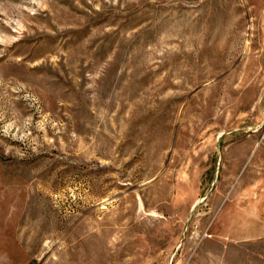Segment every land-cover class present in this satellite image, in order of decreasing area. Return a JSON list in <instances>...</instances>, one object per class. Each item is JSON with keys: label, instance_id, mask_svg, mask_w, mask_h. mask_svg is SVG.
I'll list each match as a JSON object with an SVG mask.
<instances>
[{"label": "rangeland", "instance_id": "obj_1", "mask_svg": "<svg viewBox=\"0 0 264 264\" xmlns=\"http://www.w3.org/2000/svg\"><path fill=\"white\" fill-rule=\"evenodd\" d=\"M0 264H264V0H0Z\"/></svg>", "mask_w": 264, "mask_h": 264}]
</instances>
